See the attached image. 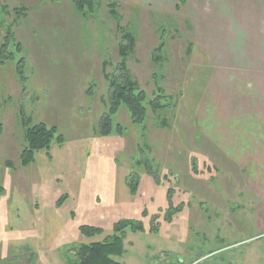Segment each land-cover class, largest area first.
I'll return each instance as SVG.
<instances>
[{
    "label": "rangeland",
    "instance_id": "374dc122",
    "mask_svg": "<svg viewBox=\"0 0 264 264\" xmlns=\"http://www.w3.org/2000/svg\"><path fill=\"white\" fill-rule=\"evenodd\" d=\"M102 1L118 6L120 25L135 35L132 74L151 98L159 82L174 98L173 108L151 114L146 137L144 126L132 125L122 108L115 121L126 134L98 137L95 130L107 111L106 76L113 72L104 63L120 61L117 20L105 7L98 18L82 20L69 0H0L12 14L7 20L14 24L28 67L21 82L13 63L0 66V264H72L75 249L102 241L123 220L141 221L146 232L128 233L122 264H264V183L252 181L244 166L212 171L210 137L205 131V139L197 136L195 121L212 124L211 104L217 121L219 110L233 115L241 110L229 103L226 108L225 93L234 99L237 92L224 86L228 77L219 71L203 89L212 70L199 67L203 58L189 47L190 30L175 11L181 0L171 2L173 11L166 5L173 20L158 9L166 0ZM21 6L28 14L14 17ZM249 56L236 45L217 61L235 79ZM242 91L246 100L254 88L245 82ZM23 117L58 127L66 140L54 145L49 156L39 152L28 168L19 163ZM160 119L166 127L161 128ZM237 144L228 134L227 145ZM194 158L199 173L192 171ZM149 159L172 182L158 184L139 166ZM131 177L136 193L128 185ZM168 189L173 206L183 207L182 213L172 211L171 224L164 222ZM156 217L160 232L152 234ZM82 225L102 228L104 234L86 238L79 231Z\"/></svg>",
    "mask_w": 264,
    "mask_h": 264
},
{
    "label": "crops",
    "instance_id": "0c3cea01",
    "mask_svg": "<svg viewBox=\"0 0 264 264\" xmlns=\"http://www.w3.org/2000/svg\"><path fill=\"white\" fill-rule=\"evenodd\" d=\"M167 1L163 0L164 6L158 5V9L173 20L172 13L166 11V5L173 11L170 5L173 0L170 3ZM69 4L75 14L72 0H69ZM178 4L175 11L188 31L190 30V38L193 39L189 47L192 48V53L203 58L202 64L198 66L206 64L212 70L207 82L202 84L203 89L216 78L219 71V76L222 77L224 74L228 77L224 86H231L237 92L234 99H230L227 92L225 93L226 108L229 103L236 109H241L234 115L233 112H223L219 110L221 104L216 101L220 121H217L218 113L217 110L214 111L212 104L208 109L212 124L195 121L199 130L197 136L205 139L202 136V131H205V135L210 137L209 141L212 143L208 144L209 154L214 155L210 167L212 171L219 173L220 169L228 172L229 168L244 166L252 181L259 180L264 183V172L259 170L261 166L264 167V0H185L180 9ZM172 28H176L175 23ZM236 45L245 49L250 56L245 62L247 67L239 70V67H235L239 75L232 79V75L221 66L217 58L228 55ZM227 66L228 69L232 68L231 65ZM244 69L246 72L240 74ZM228 81H231L230 85ZM245 82L254 88V92L246 100L243 91L241 92ZM246 103L248 105L244 111ZM147 134L149 136L148 131ZM228 134L238 142L235 148L227 145ZM204 145L207 146L201 143L198 146Z\"/></svg>",
    "mask_w": 264,
    "mask_h": 264
},
{
    "label": "trees",
    "instance_id": "16d2710c",
    "mask_svg": "<svg viewBox=\"0 0 264 264\" xmlns=\"http://www.w3.org/2000/svg\"><path fill=\"white\" fill-rule=\"evenodd\" d=\"M185 0H181L180 3H184ZM178 5L180 9V5ZM72 7L77 16L82 20L96 19L103 7L107 9L108 15L116 21V31L121 34L122 39L118 45V53L120 61L118 65H114L109 61L104 63V69L111 65L113 72L108 74L107 82L108 92L105 99L106 112L103 114L95 134L98 137H110L113 135L122 136L126 134V129L121 123L115 121V117L119 111L124 108L130 118L131 124L134 126H144L143 134L146 137L147 127L146 124L151 118V114L156 116L158 113L165 112L174 104V98L165 93L164 88L159 82L156 83V91L153 93L152 98L149 94L143 90L140 82L132 74L129 63L132 56V52L135 47V35L130 31L124 30L120 25L121 17L117 5L112 2H108L106 5L102 0H72ZM28 14V10L21 6L15 10L14 17H25ZM12 14L8 12V7L5 4L0 6V30L4 34L0 37V66L7 64H14L16 67V73L18 77L24 80L23 75L26 72L27 63L26 58L23 56V49L21 44L16 38V34L13 31L14 24L10 23L7 19H11ZM124 41L128 42L124 45ZM130 46V47H129ZM164 45L159 49L163 51ZM159 58V57H158ZM163 59L162 57L160 58ZM158 59V61H160ZM157 61V60H156ZM161 65V62L160 64ZM24 86V84H22ZM161 120V119H160ZM161 128L166 127L168 124L165 119L160 121ZM22 126L24 129L23 146L19 154V163L22 168H28L35 163L36 155L39 152L46 151L49 156L54 145L62 146L66 143V140L61 134L60 130L56 126H48L46 123H32L28 119L22 118ZM149 159L145 161V171L148 175L152 176L159 184L161 181L170 183L168 175L160 176L154 168V163ZM198 164L195 162V158L192 162V171L199 173ZM162 178V180H161ZM132 181H128L129 188L132 193H136L137 181H133L135 178L131 177ZM168 208L164 222L167 224L173 223L174 218L171 214L173 212L182 213L183 207H174L172 204L173 191L168 189ZM160 220L156 217L154 225L150 229V233L158 234L160 232ZM80 234L86 238L94 239L98 236H102L104 231L102 228L90 225H82L79 227ZM145 233L146 229L141 221L123 220L113 225V232L111 235L105 237L102 241L91 242L89 244H83L75 249L74 260L72 264H122L121 259L126 254L125 241L128 233ZM219 243H224L222 239ZM222 248L229 245H222ZM219 245V246H220ZM218 249L216 251H220Z\"/></svg>",
    "mask_w": 264,
    "mask_h": 264
}]
</instances>
